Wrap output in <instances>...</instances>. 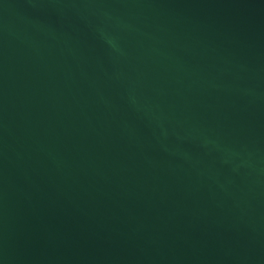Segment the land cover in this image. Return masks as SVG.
<instances>
[{
  "label": "water",
  "instance_id": "water-1",
  "mask_svg": "<svg viewBox=\"0 0 264 264\" xmlns=\"http://www.w3.org/2000/svg\"><path fill=\"white\" fill-rule=\"evenodd\" d=\"M0 264H264V0H0Z\"/></svg>",
  "mask_w": 264,
  "mask_h": 264
}]
</instances>
